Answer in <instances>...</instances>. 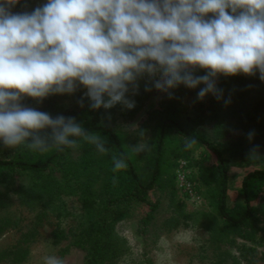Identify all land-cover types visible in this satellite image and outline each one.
<instances>
[{"label":"clouds","instance_id":"clouds-1","mask_svg":"<svg viewBox=\"0 0 264 264\" xmlns=\"http://www.w3.org/2000/svg\"><path fill=\"white\" fill-rule=\"evenodd\" d=\"M18 2L0 0V143L6 148L47 152L77 149L83 141L100 154L110 151L105 139L74 117L53 118L25 106V97L42 101L83 86L90 108L122 104L130 110L135 102L126 94L130 86L136 94L145 76L170 98L181 85H204L200 100L209 93L222 98L216 83L221 75L259 73L264 81V0H47L16 13ZM199 70L206 74L197 75ZM79 103L83 107V98ZM196 143L189 137L185 148ZM257 153L258 146L250 158ZM112 164L114 173L127 168L123 154H114ZM175 239L190 242V234ZM42 259L65 264L54 255Z\"/></svg>","mask_w":264,"mask_h":264},{"label":"rangeland","instance_id":"rangeland-1","mask_svg":"<svg viewBox=\"0 0 264 264\" xmlns=\"http://www.w3.org/2000/svg\"><path fill=\"white\" fill-rule=\"evenodd\" d=\"M46 2L26 0L19 10L31 12ZM196 74L206 73L199 70ZM216 83L222 90L219 100L211 93L198 99L204 85L196 89L181 85L170 90V98L145 76L138 81L136 94L131 86L126 94L135 102L130 110L122 104L107 110L90 108L83 86L72 94L49 95L42 101L25 97L22 103L53 118L82 110L84 121H104L126 132L140 158L150 151L160 118L175 114L205 131L225 151L230 161L228 204L234 206L243 201V176L264 167V81L259 73H241L221 75ZM249 132L255 133L251 141ZM140 144L147 148L137 152ZM257 146L258 153L250 158ZM94 156L65 161L43 174L0 176V264H43L46 255L62 258L65 264H86L88 248L77 245L75 238L102 213L108 200L101 192L107 177L104 154ZM163 183L149 194L156 207L146 226L142 222L146 205H109L104 216L114 224L117 252L112 264H264V192L253 201L257 211L247 226L233 228L219 216L213 196L201 195L202 201L193 203L182 195L177 178L175 185L167 179ZM185 232L190 242L175 239Z\"/></svg>","mask_w":264,"mask_h":264},{"label":"trees","instance_id":"trees-1","mask_svg":"<svg viewBox=\"0 0 264 264\" xmlns=\"http://www.w3.org/2000/svg\"><path fill=\"white\" fill-rule=\"evenodd\" d=\"M25 1L19 0L12 10L19 13L20 5ZM66 117H74L86 131L100 135L110 149L101 157L105 158L107 168L101 192L107 194L108 200L102 213L75 238L77 245L88 248L86 264H112L116 259V256L113 259L117 254L113 240L114 224L104 216L109 205H146L148 211L142 218L146 226L156 207L149 199L150 192L163 186L165 179L175 185L176 170L181 160H186L190 166L197 168L194 179L198 183L199 194H209L215 198L218 214L228 225L233 228L246 227L256 214L253 201L264 192V167L254 168L243 176L240 187L243 201L230 206V161L225 151L205 131L182 121L175 114L168 113L160 118L152 147L142 158L136 155L126 132L119 131L104 121H84L82 110H73ZM189 137H195L197 143L186 149L185 141ZM96 152L93 145L83 141L77 149L63 146V150H60L52 147L47 152L33 151L23 145L6 148L0 143V176L5 178L24 172L43 174L55 170L65 161L74 163V160L80 161L85 157L95 158ZM114 154L125 156L126 169L115 173L112 171ZM114 176L118 179L115 185L112 182Z\"/></svg>","mask_w":264,"mask_h":264},{"label":"built area","instance_id":"built-area-1","mask_svg":"<svg viewBox=\"0 0 264 264\" xmlns=\"http://www.w3.org/2000/svg\"><path fill=\"white\" fill-rule=\"evenodd\" d=\"M197 168L190 166L186 160H181L176 170L178 187L182 195L193 203H200L202 197L198 192V183L194 179Z\"/></svg>","mask_w":264,"mask_h":264}]
</instances>
